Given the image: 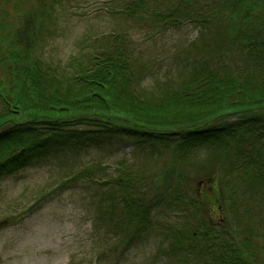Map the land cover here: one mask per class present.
<instances>
[{
    "label": "rangeland",
    "instance_id": "1",
    "mask_svg": "<svg viewBox=\"0 0 264 264\" xmlns=\"http://www.w3.org/2000/svg\"><path fill=\"white\" fill-rule=\"evenodd\" d=\"M117 1L0 0V50L6 56L1 59L0 53V89L12 84L18 61L26 55L41 69L57 65L65 78L75 76V70L90 61L84 52L99 53L103 35L112 31L121 35L116 47L139 68L138 88L153 93L194 84L191 69L206 59L203 40L228 76H243L256 66L249 54L239 53L245 49L238 45L228 51V21L215 24L206 35L204 25L174 14V0H148L150 6L133 12L128 11L134 8L133 0L127 9ZM258 4L263 17L264 3ZM170 9L181 20L162 25L155 12ZM38 16L43 17L39 26ZM220 47L225 54L219 53ZM4 109L0 98V111ZM255 110L247 114L254 120H244L243 134L237 119L244 117L229 116L223 122L227 135L239 137L230 141L231 147L229 137L212 133L208 141L181 148L177 157L172 147L177 136L153 145L124 131L97 132L78 149L60 144L61 137H56L52 155L35 151L23 163L8 165L0 179V221L8 220L0 228V264H213L224 255L222 248L201 247L219 241L221 233L232 241L247 239L261 250L264 184L253 181L258 175L253 159L259 163L264 158V109ZM82 137L87 135L70 141ZM171 165L174 172L169 171ZM196 199L205 206L199 210L217 239L188 234L172 246L175 230L185 221L191 220L188 226L195 222ZM263 253L254 254L253 264H264Z\"/></svg>",
    "mask_w": 264,
    "mask_h": 264
},
{
    "label": "trees",
    "instance_id": "2",
    "mask_svg": "<svg viewBox=\"0 0 264 264\" xmlns=\"http://www.w3.org/2000/svg\"><path fill=\"white\" fill-rule=\"evenodd\" d=\"M121 1L125 7L132 0L117 2ZM241 1L174 0V14L178 13L183 20L204 25L203 34L206 35L212 27L216 29L221 22L228 21L231 27L225 28L224 33L227 47H230L228 51L238 45L239 49H245L239 53L249 54V59L256 64L243 76L240 73L239 76H228L224 63L214 60L217 54L210 55L211 46L203 40L206 59L191 69L190 81L193 85L162 87L158 93L139 89V68L135 69L131 58L116 47L121 36L116 31L103 36L101 43L105 44L99 53L93 54L90 50L84 52L90 61L80 71L76 69L75 76L68 79L57 65L46 64V68L41 69L36 59L28 55L20 57L15 77L9 82L12 84L0 89V98L5 103L4 111H0V179L2 170L8 165L23 163L25 157L33 155L35 151L48 156L55 153L57 140L53 139L56 137H61L58 140L60 144L68 148L71 144L73 149H78V144L87 145L91 141L90 135L97 132L116 131L123 134L124 131L128 137L150 141L151 144H161L177 136L178 143H173L172 147L179 157L177 152L181 148L186 151L187 145L192 146L195 141H208L212 133H217L223 134L224 140L229 137L231 147L230 141L235 143L239 137L227 135L223 122L229 120V116L244 117L237 119L243 134L244 120H254L247 114L258 112L255 110L257 107L264 109V22L261 23L264 16L259 13L258 4L260 2L262 6L264 0H244L245 3L239 6ZM133 2V10L128 11H143L150 6L148 0ZM53 6L51 4L47 9ZM155 13H160L157 19L162 25L181 20L171 9ZM251 13L252 17L246 18ZM42 18L38 16V26ZM219 49V53L225 54L226 50ZM3 51L0 50L3 53L1 59L6 58ZM215 122H219L221 127L213 128ZM122 124H126L125 127ZM85 135L87 137L79 138L78 142L70 141V138ZM223 153L227 152L224 150ZM256 160L253 159V169L258 175H255L257 178L253 176L256 180L253 181L261 186L264 184L260 177V174H264V158L259 163ZM249 164L252 163L248 161L247 168H250ZM211 174H207L209 180H212ZM199 203L197 200L193 212L195 222L188 226L191 220L188 223L185 221L182 228L175 230L176 238L172 246L179 244L180 236L188 234H200L207 240L217 239L212 226H207L204 221L205 206ZM218 239L211 246L205 242L206 245L201 247L205 250L214 246L222 248L224 255L219 256V261L213 264H253L254 254L264 249L250 245L247 239L232 241L228 233L219 234ZM203 260L206 261L205 258Z\"/></svg>",
    "mask_w": 264,
    "mask_h": 264
},
{
    "label": "water",
    "instance_id": "3",
    "mask_svg": "<svg viewBox=\"0 0 264 264\" xmlns=\"http://www.w3.org/2000/svg\"><path fill=\"white\" fill-rule=\"evenodd\" d=\"M7 223L6 220L0 222V228L3 227Z\"/></svg>",
    "mask_w": 264,
    "mask_h": 264
}]
</instances>
